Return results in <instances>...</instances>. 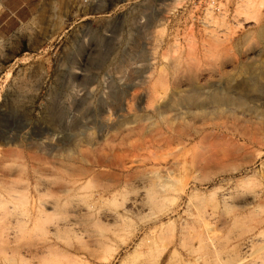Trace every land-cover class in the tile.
<instances>
[{"label":"rangeland","instance_id":"374dc122","mask_svg":"<svg viewBox=\"0 0 264 264\" xmlns=\"http://www.w3.org/2000/svg\"><path fill=\"white\" fill-rule=\"evenodd\" d=\"M20 1L0 264H264V0Z\"/></svg>","mask_w":264,"mask_h":264},{"label":"bare ground","instance_id":"6f19581e","mask_svg":"<svg viewBox=\"0 0 264 264\" xmlns=\"http://www.w3.org/2000/svg\"><path fill=\"white\" fill-rule=\"evenodd\" d=\"M83 172V171H82ZM84 173V172H83ZM81 175V174H80ZM127 176V175H126ZM133 178H135V177H133ZM143 178H145V177H143ZM142 178V179H143ZM130 179V178H129ZM141 179V178H140ZM147 180H148V178H146ZM118 180V179H117ZM137 180V179H136ZM79 181H80V177H77V179H74V180H72V183L71 182H67L68 184H65L61 189L62 190H64V191H67L68 189H70V188H74L75 187V185H78L79 184ZM138 181H139V179H138ZM141 181H143V182H145L146 180H141ZM150 181V180H149ZM147 182V181H146ZM71 183V184H70ZM116 183V182H115ZM148 183H150V182H148ZM147 183V184H148ZM63 184H64V182H63ZM63 184H61V186L63 185ZM144 184V183H143ZM151 184V183H150ZM60 186V187H61ZM138 187V186H137ZM141 187H143L142 185H141ZM144 187H146V186H144ZM151 187V186H150ZM61 190V191H62ZM152 192V191H151ZM152 201V200H151ZM128 203H129V206L130 207H133V208H139V207H143V206H145V205H148V203H147V190L146 189H140V190H137V192H135V195H133L131 198H130V200L128 201ZM55 204H56V202L55 201H53V200H49V201H47V203H46V207L47 208H49V209H54L55 207ZM76 211V210H75Z\"/></svg>","mask_w":264,"mask_h":264},{"label":"crops","instance_id":"0c3cea01","mask_svg":"<svg viewBox=\"0 0 264 264\" xmlns=\"http://www.w3.org/2000/svg\"><path fill=\"white\" fill-rule=\"evenodd\" d=\"M1 1H2V0H0V4H2ZM3 1H4V0H3ZM5 1L8 2L9 0H5ZM25 1H27V0H21V1H20L21 5H20V7H18V8H22V4L25 5V3H24ZM5 6H6V5H5ZM7 8H8V6H7ZM8 10H9L10 13H13L14 15L16 14V12H12L9 8H8ZM13 11H14V10H13ZM20 21H21V20H20Z\"/></svg>","mask_w":264,"mask_h":264}]
</instances>
